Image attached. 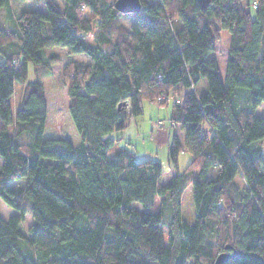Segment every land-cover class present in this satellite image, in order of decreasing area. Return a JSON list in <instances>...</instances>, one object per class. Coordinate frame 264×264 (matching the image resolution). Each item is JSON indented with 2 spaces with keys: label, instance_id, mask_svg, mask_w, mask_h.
<instances>
[{
  "label": "trees",
  "instance_id": "obj_1",
  "mask_svg": "<svg viewBox=\"0 0 264 264\" xmlns=\"http://www.w3.org/2000/svg\"><path fill=\"white\" fill-rule=\"evenodd\" d=\"M35 1L44 12L11 14L0 0V202L16 212L0 217V264H213L233 251L224 264H264V0H140L128 28L115 0ZM219 31L229 34L223 81L210 57ZM49 48L90 59L72 64L66 95L27 81L28 65L48 70ZM200 79L204 94L192 90ZM168 97L182 137H170L167 160L177 169L186 150L185 170L110 156V134L141 101ZM188 184L192 223L181 213Z\"/></svg>",
  "mask_w": 264,
  "mask_h": 264
},
{
  "label": "rangeland",
  "instance_id": "obj_2",
  "mask_svg": "<svg viewBox=\"0 0 264 264\" xmlns=\"http://www.w3.org/2000/svg\"><path fill=\"white\" fill-rule=\"evenodd\" d=\"M250 1V0H248ZM58 5H61L59 0H56ZM9 7L11 14H18L24 10L31 11H45V6L41 2H36L35 0H9ZM5 8H0V26L5 27L8 23V19L6 16ZM132 14H123L120 17L119 23L120 25L128 28L132 22ZM89 44L92 43L91 36L87 38ZM229 44V34L226 31H219L217 38L215 39V50L210 55L211 58H214L219 66V74L220 78L223 81L225 75V67H226V57L228 51ZM45 56L49 59V68L47 71L45 70H34L32 65H28V75L27 81L39 80L43 86V88H54L60 87L64 95H66L67 87H65V83H67L70 79L72 64L79 63L82 65H86L90 62V59L86 55H73L68 56L63 49L60 48H49L44 51ZM1 60V55H0ZM23 85L15 84L14 92L11 97V105L12 108L17 107L19 104V100L22 94ZM192 90L196 91L197 94H204L207 90L206 81L204 79H200L198 84L192 88ZM180 95V94H179ZM166 104L163 106H159L156 102H148L146 100L141 101L142 114L136 117H132L131 128L137 132L140 136L137 137L139 143H141L140 148L134 147H119L118 143L113 146V149L109 153L111 156L115 151L127 150L133 153L138 160H151L154 158L161 164L162 170L165 173L178 171L182 173L187 164L191 159L190 153L186 150H182L179 152L178 161H177V169L172 168L170 163L167 160V146L169 144L170 137L173 134H176L180 139L182 137L181 130L179 126L173 125L169 120L170 113V105L173 104V98L168 97L160 101H165ZM255 113L264 117V105H261ZM129 128V127H128ZM154 131H157L160 136V140L163 139L162 143L157 145L156 134ZM21 145L27 146L29 143V139L27 136L21 137ZM152 139V142H151ZM136 140V141H137ZM139 147V146H138ZM143 147L151 152L152 156L149 155L146 151L142 150ZM194 173L187 177L188 183L192 180ZM14 187L22 186V182L13 183ZM181 213L182 218L188 222L192 223L194 221V208L192 203V195L191 190L188 186L184 189L181 195ZM167 211L165 217L168 218ZM16 214L15 211L6 207L3 203L0 202V217L3 220H7L12 215ZM33 223L31 216L26 213L23 217V221L21 227L24 231H26ZM163 234L165 236V227Z\"/></svg>",
  "mask_w": 264,
  "mask_h": 264
},
{
  "label": "water",
  "instance_id": "obj_3",
  "mask_svg": "<svg viewBox=\"0 0 264 264\" xmlns=\"http://www.w3.org/2000/svg\"><path fill=\"white\" fill-rule=\"evenodd\" d=\"M200 9H205L210 0H196ZM113 7L116 11L121 14H138L141 10V1L140 0H115ZM225 249H229V246H226ZM236 255V251H233L232 254L223 252L219 254L213 264H224L229 258Z\"/></svg>",
  "mask_w": 264,
  "mask_h": 264
},
{
  "label": "crops",
  "instance_id": "obj_4",
  "mask_svg": "<svg viewBox=\"0 0 264 264\" xmlns=\"http://www.w3.org/2000/svg\"><path fill=\"white\" fill-rule=\"evenodd\" d=\"M169 117H170V113H169ZM154 132L156 134V140H157L156 144L159 145V143L163 142L162 141L163 139L160 140L159 133L157 131H154ZM180 132L182 134V131H180ZM139 136L140 135L131 128V121L128 122V124L126 125L124 130L118 131V132H113L112 134H110V138L114 141V145L116 143H118V146L121 148H123L125 146L140 148V146H142V145H140L141 143H139V141L137 140V137H139ZM151 142H152V139H151ZM142 150L146 151L149 155L152 156L151 152L147 151L144 147ZM151 160H155V159L152 158Z\"/></svg>",
  "mask_w": 264,
  "mask_h": 264
},
{
  "label": "built area",
  "instance_id": "obj_5",
  "mask_svg": "<svg viewBox=\"0 0 264 264\" xmlns=\"http://www.w3.org/2000/svg\"><path fill=\"white\" fill-rule=\"evenodd\" d=\"M175 101H177V98H175V99H173V102H175ZM124 108L126 109V111L128 110V108H129V105H128V103H124Z\"/></svg>",
  "mask_w": 264,
  "mask_h": 264
}]
</instances>
